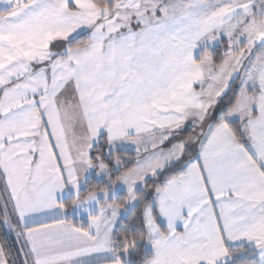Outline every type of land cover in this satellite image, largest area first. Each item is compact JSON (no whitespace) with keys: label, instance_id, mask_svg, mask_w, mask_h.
Wrapping results in <instances>:
<instances>
[{"label":"snow or ice","instance_id":"6c2138e0","mask_svg":"<svg viewBox=\"0 0 264 264\" xmlns=\"http://www.w3.org/2000/svg\"><path fill=\"white\" fill-rule=\"evenodd\" d=\"M0 223V264H264V0H0Z\"/></svg>","mask_w":264,"mask_h":264},{"label":"crops","instance_id":"0c3cea01","mask_svg":"<svg viewBox=\"0 0 264 264\" xmlns=\"http://www.w3.org/2000/svg\"><path fill=\"white\" fill-rule=\"evenodd\" d=\"M188 133H191L190 131ZM132 147L129 146V151H132ZM94 177L95 179L97 180H102V179H99L97 177V174L95 172V170H92L90 171L88 174H86V180L87 182L92 178ZM104 179V178H103ZM85 183H82L81 184V190L85 187ZM120 192H124V189L121 187V188H118V193ZM74 196V189H72L71 186H69L68 188H66L62 193H58V199H61L65 202V200L69 199V198H73ZM67 216L68 218L70 219H73L75 220L76 222H80L81 220L84 221L87 217V213L83 212L82 209L78 208V207H73L71 210L68 211L67 213ZM12 232V231H11ZM12 234L14 235L15 237V233L12 232ZM16 239V238H15Z\"/></svg>","mask_w":264,"mask_h":264},{"label":"trees","instance_id":"16d2710c","mask_svg":"<svg viewBox=\"0 0 264 264\" xmlns=\"http://www.w3.org/2000/svg\"><path fill=\"white\" fill-rule=\"evenodd\" d=\"M104 184L106 183V179H102V180H97L94 177H92L88 183L85 185V187L82 189V191H86L88 184ZM120 194H122V192H120ZM71 198L65 200V202L70 201ZM0 241L7 243V245H9L10 247H18V244L16 242V239L14 237V235L12 234V232L7 228L6 225L0 223Z\"/></svg>","mask_w":264,"mask_h":264},{"label":"rangeland","instance_id":"374dc122","mask_svg":"<svg viewBox=\"0 0 264 264\" xmlns=\"http://www.w3.org/2000/svg\"><path fill=\"white\" fill-rule=\"evenodd\" d=\"M191 132V128H188V127H186V131H185V135H187V134H189L188 132ZM97 177L99 178V179H103V178H105L104 176H102V175H97ZM85 224H87V222H88V217H86V219L83 221Z\"/></svg>","mask_w":264,"mask_h":264}]
</instances>
